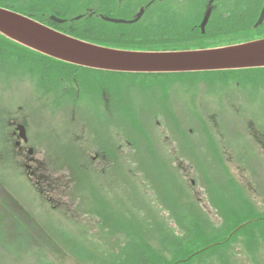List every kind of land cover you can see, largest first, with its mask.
<instances>
[{
  "label": "rangeland",
  "instance_id": "rangeland-1",
  "mask_svg": "<svg viewBox=\"0 0 264 264\" xmlns=\"http://www.w3.org/2000/svg\"><path fill=\"white\" fill-rule=\"evenodd\" d=\"M87 1L89 0H68L59 3L71 5L73 14L79 11L77 16L84 12L83 3L86 4ZM124 1L126 0L120 3L121 7L125 6ZM142 1L145 0H134L128 12L131 15H119L131 18L139 12ZM220 2H216V9L220 11L219 14L226 15L225 4L221 5ZM8 3L9 0L6 4ZM33 3L30 2L32 6ZM170 6L166 1L156 11L153 8V14H159L154 19L161 17L162 8ZM173 6L174 13L178 12V15L194 20L200 28L209 3L208 0H176ZM263 6L264 0H260L255 20L259 18ZM20 9L15 10L26 14L35 12L32 7L27 8L26 12ZM253 38L239 36L205 42H172V45H156L152 50L219 47ZM12 51H9V55L16 68L8 65L0 69V110L8 106L15 109L26 106L37 128L67 129L71 125V116L68 114L71 106H60V102L54 98H41L44 101H37L31 95L34 92L39 99V92H36L32 83L34 78L21 77L22 70L17 68V64L21 62L19 60L32 58V55L21 49L15 48ZM163 76H173L167 79L175 80L171 84L177 98L183 100L178 103V107L187 101L182 112L170 113L171 126L178 129V124L184 123L187 117L189 128L199 120L212 128L202 143L192 145L197 153L203 152L207 158L194 162L185 160L169 163L160 157L162 152L165 156L166 150L171 153V149L175 156L179 155L173 144L164 143L165 135L172 137L168 130L170 121H166L169 116L166 118V115L159 114L153 123L161 120L162 127L151 129L148 136L144 132L151 122L150 112L157 106L172 112L171 104L165 102L164 98L143 95L142 106L147 108L144 117L138 104L133 105L132 112H118L112 117V125H117V129L121 130L126 128L142 151V163H138L135 147L124 150V155L129 154L127 159L122 156L126 177L116 176L117 181H121L117 190L112 191L105 182V177L112 169L104 166L105 164L89 163L95 180L82 174V170H79L78 177L71 172L73 184L72 177L69 179V164L64 165L52 158L55 153L50 151L58 150L60 142L50 137L45 142V149H38L45 156L47 168L58 171L56 176L60 174L63 186L58 191L49 193L52 197L49 205L51 208L56 207L55 212L68 209L73 220L67 218L59 223V216H53L50 212L45 224L37 222V226L27 227L26 232L16 227L15 238L13 235L7 237L15 230L14 224L0 226V264H138L144 259L145 247L168 260H175L181 246L193 241L200 233L201 237L205 234L214 238L219 236L221 239H210L205 244H209V248L187 264H264V148L257 145L252 137V127L264 130V79L237 74L137 75L122 78H129L141 85ZM238 81L240 83H236ZM234 94H238L237 99L233 98ZM130 95L134 101L137 100V89L133 85L130 86ZM81 104L82 119L98 116L92 101H82ZM238 106L242 109L241 113L237 111ZM115 130L113 128L111 134L117 132ZM1 162L0 159V190L22 207L21 214L29 216L32 213L36 216V221L44 222L45 219L41 221L36 213L42 208L31 182L25 183L19 177V168L14 170V167H10L12 163L6 161L1 165ZM89 164L82 163L85 167H90ZM70 165L74 166L73 163ZM11 171L16 174L14 178L2 179L5 174L10 175ZM12 172L11 175H14ZM78 184L81 187L79 191L74 186ZM1 198H5L3 194ZM2 204V218L7 216L6 212L17 209L13 207L8 210L11 207L5 202ZM251 220L253 222L250 225L239 230L242 224ZM214 244L220 245L211 247ZM145 256L148 257L149 252Z\"/></svg>",
  "mask_w": 264,
  "mask_h": 264
},
{
  "label": "flooded vegetation",
  "instance_id": "flooded-vegetation-1",
  "mask_svg": "<svg viewBox=\"0 0 264 264\" xmlns=\"http://www.w3.org/2000/svg\"><path fill=\"white\" fill-rule=\"evenodd\" d=\"M123 0H89L86 4L83 3L84 12L80 14L82 19L89 18L92 21L103 20L102 16H109L114 18L132 20L136 15L133 14L131 18L123 17L121 15H131L130 9L132 5H130L134 0H126L125 6L120 5ZM168 3L171 7H174L173 4L176 3V0H148L146 5H142L140 9L144 8L147 11L150 7L154 8L155 11L159 7H161L164 3ZM219 0H208V3H212L213 5V13L216 9V2ZM31 0H20V1H12L17 6L31 8L30 4ZM71 6V5H70ZM70 6L65 3H57L53 5L51 8H46L43 10L33 9L35 12H30L29 14L35 16L39 13L45 16L44 21L50 27L58 30H64L66 32H74L77 28L75 26L76 21H73L74 16H61L70 15L72 10H70ZM136 7V6H135ZM33 8V7H32ZM175 8V7H174ZM110 10V12H108ZM26 12V10H23ZM119 11H124L125 13H119ZM140 11V10H139ZM121 14V15H119ZM56 15L60 18L66 19V22L63 24L56 23L52 19V16ZM211 16V17H212ZM104 21V20H103ZM258 21V20H257ZM111 24V23H110ZM62 31V32H64ZM202 32V31H201ZM202 34H205L203 32ZM196 37H199L196 34ZM264 36L254 37L250 40H243L241 42H236L233 44L243 43L255 39L262 38ZM189 40H195L191 38ZM229 44V45H233ZM226 46V45H225ZM215 47V46H214ZM38 60H33L28 63V65H23L20 69L21 77L25 78L28 76L33 79V87L36 92H39V99L37 98V94L31 92V95L36 98L37 101H44L41 98L48 99H57L60 102V106L63 104H67L70 107L68 114L71 116V125L68 126L67 129L56 130L50 128V130L39 129L33 124V117L29 109L24 106H20L18 109L13 108V106H8L2 110H0V159L2 160L1 165L8 161L12 165L11 168L14 167V170L19 168V177L24 180L25 183L31 182L34 187V192L39 199L40 206L42 210H38L39 218L45 219L44 222L36 221V216L32 213L29 216H24L22 213V207L18 206L16 203L12 202L8 197L4 195V193L0 190V204L3 206L2 202L9 205L13 209V207L17 209H13L12 211L6 212L4 218H2L0 214V226H6L7 224H11L15 230L13 233L7 235V237L13 235L14 238L17 235L16 227L22 228L25 232L28 230L27 227L37 226V222L47 223L49 213L51 215L59 216V223H62L63 220H73L70 216V212L68 209H62L58 212L55 206L52 208L49 205L51 203L52 197L49 196L50 192L58 191L60 186H63L62 181L59 179L60 174L56 176V172L49 170L45 163V156L40 154V149H45V142L49 141V138H56L59 140L60 145L59 149L55 152L50 151L51 153H55L52 157L56 162L63 163L66 165L69 164V179L73 176L78 175L80 173L79 170H82V174L90 176L93 180H95V175H93V169H91L90 164H105L104 166H108V168H112L109 174L105 177V182L110 186L113 190H117L121 185V181L118 182L117 177H126L125 169H124V161L122 156L127 159L129 158V154L126 153L124 155V150L127 147H135L137 154L136 159L138 163H142V151L138 145L136 139L129 135L128 130L126 128H119L117 125H112V117L113 114H118V112L126 111L128 113L132 112V108L134 104H138L141 109V114L144 117V112H147V108L142 106V95L149 96L154 98H164L165 102L171 104V111H164L163 108L157 106L155 110L150 112V125L145 130L144 134L148 136V131L154 128L162 127L163 122L161 120H157L156 123H153V120L156 117L161 115L169 116L167 118V123L171 120L170 113H176V111L182 112V107H186L187 101L182 103L178 107V103L183 101L180 98H177V95L174 91V86L171 84V81L175 83L173 76L169 77H161L159 80L146 81V83L139 85L137 82L131 80L129 78H120L121 83L114 84L110 77L113 75L98 73V72H90L85 71L83 69L61 66L65 69L63 75L59 77L57 82L50 81L46 82L34 69L32 68L34 62ZM48 61V60H47ZM52 63L53 61H49ZM53 62L52 64H54ZM129 77V76H124ZM26 79V78H25ZM44 81H43V80ZM111 82H110V81ZM129 80V82H126ZM240 83V81L236 82ZM160 84H163V87H159ZM133 85L137 89V100L134 101L130 95V86ZM144 86V87H142ZM149 88V89H146ZM152 88V89H151ZM41 94V95H40ZM233 98H238V94H234ZM92 101V105L96 106L97 115L90 118H83L80 116V110L83 107L81 104L82 101ZM154 101V100H153ZM46 103V102H45ZM114 103V104H113ZM47 104V103H46ZM48 105V104H47ZM56 107V106H53ZM90 107V106H89ZM58 108V107H56ZM241 108L238 106V112L241 113ZM142 117V118H143ZM111 122V124H110ZM189 119L186 117L184 123L178 124V129L176 127L171 126V121L168 124L170 135H165L166 141L164 143L170 142L173 144L179 155L175 156L166 150L165 156L163 152L161 153L162 158L169 163H175L177 161H185L189 160L190 162H194L195 160H203L207 158V155L202 153H197L195 148L192 145H197L202 143L207 137L209 130H212L208 124L199 120L196 125L192 128H189ZM71 126H74L69 130ZM253 126V124H251ZM115 128L117 132L111 134L112 129ZM156 131V129H155ZM224 133V130H220ZM128 133V135H127ZM191 133V134H190ZM194 134V135H193ZM222 136V134H220ZM171 137V138H170ZM252 137L257 145H260L264 148V130L256 127H252ZM161 142V140H160ZM227 142V141H226ZM118 144L119 146H117ZM163 146L164 144L161 143ZM80 145V146H79ZM79 146V147H78ZM167 146V145H166ZM165 147V146H164ZM170 147V146H169ZM227 147V144H226ZM166 148V147H165ZM120 150L122 153H120ZM176 150V152H177ZM45 151V150H44ZM219 151V149H218ZM168 153V154H167ZM178 157V158H177ZM220 157V156H219ZM71 163L74 164L71 167ZM82 163H90V167H85ZM81 164V169H80ZM12 172V171H11ZM4 175L2 179L9 180L16 176L14 175ZM50 173V175H49ZM115 177V180L113 179ZM78 177V176H77ZM78 191L81 190L78 185H74ZM24 190V189H23ZM25 191V190H24ZM28 192V191H27ZM1 194L3 197L1 198ZM29 195L30 192H28ZM99 194V193H98ZM101 197H103L101 195ZM114 202H117L115 199L111 197ZM18 213H17V211ZM4 211H7L5 209ZM20 214V215H19ZM75 216L74 214L72 215ZM64 217V218H63ZM22 237V235H20ZM29 237V235H25ZM13 240V239H12Z\"/></svg>",
  "mask_w": 264,
  "mask_h": 264
},
{
  "label": "trees",
  "instance_id": "trees-1",
  "mask_svg": "<svg viewBox=\"0 0 264 264\" xmlns=\"http://www.w3.org/2000/svg\"><path fill=\"white\" fill-rule=\"evenodd\" d=\"M10 3L6 4L8 0H0V3H3V7L19 9L15 8L17 5L9 0ZM20 1V0H16ZM22 1V0H21ZM25 1V0H24ZM33 1V8L38 10H43L53 7L55 4H59L60 1H68V0H31ZM221 1V5L225 4L226 7V15L219 14V10H215L211 20L206 28L205 34H202L201 29L197 26L194 20L193 23L189 20L188 17L178 15L179 13H174V7H164L162 8L163 12L160 15V18L154 19V17L158 15L153 14V8L150 7L146 12L144 18L136 23V24H110L103 20L92 21L89 18H84L79 21L73 22L76 29L74 32H66L72 36L77 38L90 41L93 43H98L102 45H106L108 47L120 48V49H129V50H152L156 45H172V42H189L191 38H196V34L199 36L194 42L200 41L205 42L208 40L218 39L222 37H239L242 38L253 36H264V24L258 28H254L258 18L255 20L254 15L257 10L258 3L260 0H229L230 2H225L226 0ZM147 0L142 1L141 4L146 5ZM227 3V4H226ZM133 2L130 4L132 5ZM15 6V7H14ZM26 7H22L20 10H26ZM74 10V9H73ZM79 12V11H78ZM77 11L71 13L70 15L61 16H73L78 13ZM43 15L41 13L34 16L36 20H39L43 23L44 21ZM153 17V19H152ZM157 42V43H156ZM204 44V43H203ZM25 50L28 51L32 58H41L44 60H38L34 62L33 69L46 81H54L57 82L59 77L64 74L65 69L61 66H68L83 69L85 71L93 72L95 70L81 68L78 66H74L68 63H64L50 57L39 54L35 51H32L24 46H21L6 37L0 35V69L9 66L15 67V63L10 56V52H13L14 49ZM156 49V48H155ZM7 55H6V54ZM10 54V55H9ZM28 59H21L19 64H17V68L21 69L23 65H28L29 62L33 61L32 58L27 57ZM30 59V60H29ZM53 61L57 64L49 63L48 61ZM98 73L113 75L110 77L111 81L114 84L121 83V79L124 76H137L131 74H123V73H111V72H102L95 71ZM196 74H209V75H239V76H255L256 78L264 79V69H252V70H241V71H222V72H208V73H196ZM190 75V74H188ZM42 79V80H43ZM43 80V81H44ZM110 81V80H109ZM110 81V82H111ZM253 222L249 221L247 224H242L239 227V230L245 226H248ZM241 225V224H240ZM239 225V226H240ZM238 226V225H237ZM193 241H188L184 245L181 246L180 251H178L175 255V260H168L162 256L155 254L152 250L147 249V247L143 248L144 259L141 260L138 264H187L193 257L201 254V252L208 249L209 240H218L219 236L210 237L204 234V237H201V233L197 234ZM220 245V244H216ZM211 245V247L216 246ZM149 252V256H145V253ZM151 252V254H150ZM151 255V256H150Z\"/></svg>",
  "mask_w": 264,
  "mask_h": 264
},
{
  "label": "water",
  "instance_id": "water-1",
  "mask_svg": "<svg viewBox=\"0 0 264 264\" xmlns=\"http://www.w3.org/2000/svg\"><path fill=\"white\" fill-rule=\"evenodd\" d=\"M213 11L205 12L201 30L205 32ZM145 9L132 20L102 16L113 24H134ZM81 16L75 19H80ZM58 23L66 20L52 16ZM264 22V7L255 28ZM0 34L30 50L81 68L124 74H185L264 69V38L222 47L139 51L94 44L57 31L42 22L0 6Z\"/></svg>",
  "mask_w": 264,
  "mask_h": 264
}]
</instances>
